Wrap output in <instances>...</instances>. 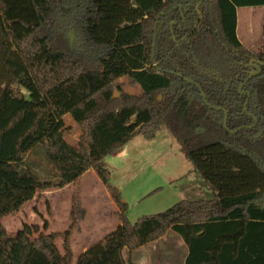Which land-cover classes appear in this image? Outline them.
Returning a JSON list of instances; mask_svg holds the SVG:
<instances>
[{
	"label": "trees",
	"instance_id": "obj_1",
	"mask_svg": "<svg viewBox=\"0 0 264 264\" xmlns=\"http://www.w3.org/2000/svg\"><path fill=\"white\" fill-rule=\"evenodd\" d=\"M261 6L264 0H0V264H72L71 237L87 215L80 180L90 169L117 204L111 216L120 224L75 264H130L132 251L170 230L188 246L185 264H264V27L261 52L237 34L238 10ZM62 35L73 36L72 46L58 45ZM123 77L142 92H124ZM67 115L80 130L81 158L65 138ZM161 126L215 197L182 199L131 223L106 158L137 134L154 139ZM38 145L46 175L30 160L34 181L4 176ZM69 184L66 231L46 233L45 222L44 230L26 223L8 232L5 217Z\"/></svg>",
	"mask_w": 264,
	"mask_h": 264
},
{
	"label": "rangeland",
	"instance_id": "obj_2",
	"mask_svg": "<svg viewBox=\"0 0 264 264\" xmlns=\"http://www.w3.org/2000/svg\"><path fill=\"white\" fill-rule=\"evenodd\" d=\"M238 15L242 20V23L241 21L239 23V39L246 47L261 52L264 6L240 8ZM73 41V36L62 35L58 45L72 46ZM120 82L123 84L124 92L131 94L142 92L141 87L132 85L127 77L121 78ZM23 91L27 94L25 90ZM119 96L118 92L117 97ZM65 121L66 138L79 152V127L70 115L65 116ZM157 131L156 137L151 140L146 139L142 134H137L123 149L106 158L112 183L121 192L122 189L118 185L124 187L122 195L129 205L127 216L131 223H135L142 216L163 212L182 199L198 200L215 197L216 189L207 186L201 175L194 171L192 162L181 151L170 131L162 126ZM35 151L37 152L31 153L22 163H9L3 169L4 176L18 182L34 181V172L28 167L30 160L40 161L41 168L37 173L39 176L46 175L47 166L41 159L44 153L39 145L36 146ZM89 157L91 160L98 158L97 152L92 147ZM197 188H202L204 192L198 193ZM57 190L51 188L41 191L34 199L28 201L19 213L5 217L3 224L8 232L15 235L26 223L39 225L44 230L45 222H47V229L44 230L46 233L66 231L71 224L72 206L69 207L70 198L66 193ZM88 208L92 212V206L89 205ZM113 212L115 211L106 208L94 218L90 217L87 220L85 218L73 232L72 249L74 246L76 251H80L94 241L103 239L113 229V223L117 220L111 216ZM181 239L179 233L170 230L166 236L152 242L146 248L135 250L132 261L134 264H142L150 253L155 255L154 253L160 252L164 256L158 259L163 262L162 264H182L188 246L184 241L180 242ZM56 244L62 249L61 237L56 240ZM75 260L73 258L72 264H75Z\"/></svg>",
	"mask_w": 264,
	"mask_h": 264
},
{
	"label": "crops",
	"instance_id": "obj_3",
	"mask_svg": "<svg viewBox=\"0 0 264 264\" xmlns=\"http://www.w3.org/2000/svg\"><path fill=\"white\" fill-rule=\"evenodd\" d=\"M253 8H256V7H253ZM237 17H238L237 18V34H238V32H239V23H240V17L238 15V13H237ZM238 37H239V35H238ZM162 127L164 128V126H162ZM156 133H158V131ZM65 138H66V135H65ZM66 140H67V138H66ZM68 143L70 144L69 141H68ZM71 147H72V145H71ZM73 150L75 151V153L78 156V158H81L80 157V153L78 151H76L75 148H73ZM89 156H90V148H89ZM81 182H82L81 197H82V201H83V203H84V205H85V207H86V209L88 211L87 216H86V220L88 218H90V217L91 218L96 217L99 212H102V209L108 208V209H110L112 211L118 210L117 204L113 201V199L111 198L109 192L107 191V189L103 185L102 181L98 177L97 173L93 169L88 170L87 172H85L82 175ZM118 186L122 189V192H123L124 187L122 185H118ZM197 189H198V193L204 192L202 190V188H197ZM57 191L60 192V193H64V192L66 193V195L70 198V206L69 207H71L72 206L73 185L69 184V185L65 186L64 188H62V189H58ZM57 191H54V192H57ZM89 205L92 206V212L88 208ZM119 224H120V222L118 220H115L114 223H113V229H111L106 235H108L112 231L116 230V228L118 227ZM52 233H54V232H52ZM85 239H87V237H85ZM182 239H181L180 242L184 241ZM101 240L102 239H98V240L94 241L92 244H89L88 246L83 247V249L80 250V251H76L75 247L73 246V250H74L73 251L74 252L73 258L77 260L78 256L82 252L87 250L94 243H96L98 241H101ZM151 243H149V244H151ZM146 247H147V245L146 246H142V247H140V248H138L136 250H140V249H143V248H146ZM134 251L131 252V263L130 264H134V262L132 261V256L134 254ZM188 252H189V249L186 251V253H185L184 257H183L182 264H185V260H186V257L188 255ZM154 254L155 255L150 253V255L148 257H146V260L142 261V264H162L163 262L159 261L158 259L164 258L163 253L158 252V253H154ZM76 260L74 261L75 263H76Z\"/></svg>",
	"mask_w": 264,
	"mask_h": 264
},
{
	"label": "water",
	"instance_id": "obj_4",
	"mask_svg": "<svg viewBox=\"0 0 264 264\" xmlns=\"http://www.w3.org/2000/svg\"><path fill=\"white\" fill-rule=\"evenodd\" d=\"M252 62H254V60H252ZM253 74H255V72H253L252 73V75ZM204 95V98L206 99V95L205 94H203ZM118 96V92L116 91L115 92V97H117ZM245 107H246V105H245ZM218 110H220V108H217ZM227 118H228V113L226 112V114H225V125H226V123H227Z\"/></svg>",
	"mask_w": 264,
	"mask_h": 264
}]
</instances>
